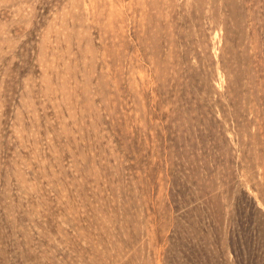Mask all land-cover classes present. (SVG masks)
I'll use <instances>...</instances> for the list:
<instances>
[{
    "label": "rangeland",
    "instance_id": "1",
    "mask_svg": "<svg viewBox=\"0 0 264 264\" xmlns=\"http://www.w3.org/2000/svg\"><path fill=\"white\" fill-rule=\"evenodd\" d=\"M0 264H264V0H0Z\"/></svg>",
    "mask_w": 264,
    "mask_h": 264
}]
</instances>
